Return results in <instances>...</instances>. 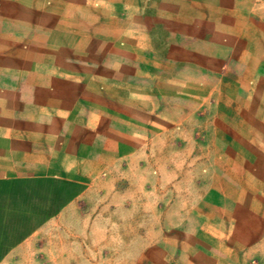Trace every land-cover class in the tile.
I'll return each instance as SVG.
<instances>
[{
    "label": "crops",
    "instance_id": "0c3cea01",
    "mask_svg": "<svg viewBox=\"0 0 264 264\" xmlns=\"http://www.w3.org/2000/svg\"><path fill=\"white\" fill-rule=\"evenodd\" d=\"M1 3L8 4L12 12L2 19L26 22L18 23L17 35L6 33L5 29L0 38V51L22 54L18 60L0 61V185L36 178H93L99 165L116 156L112 148L126 146L123 140H117L115 132L133 131V124L122 119L111 122L106 115L112 111L121 117L137 115L139 99L149 105L151 97L155 98L146 87L143 96L135 92L140 83L149 86L155 80L153 76L133 73L141 66L142 58L150 54L149 44H143L148 43L150 29L141 30L133 24L134 19L147 17L140 9V0ZM172 6V0H168L163 10ZM179 6L178 12L166 17L168 43L195 57L204 53L206 59L222 66L225 72H212L205 77L180 75L179 82L193 84L192 88L199 91L200 85L217 89L213 124L217 130L234 133L233 140L217 146L223 150L220 160L246 167L243 171L228 168L222 173L232 182L211 188L209 197L198 206L205 211L188 209L184 203L178 209L174 207L178 220L165 224L162 236L137 235L130 237V242L121 236L115 242L124 247L131 244L126 256L131 260L146 258L161 260V264L176 259L178 264H264V143L261 141L262 146L256 150L245 137V133L258 128L261 111L244 106L251 93L247 78L238 74L246 68L249 57L243 0H179ZM30 30H35L36 39L31 38ZM40 35L42 39H38ZM11 36H18L19 40L14 41ZM16 43L20 46L13 49ZM179 65L181 69L191 64ZM193 66L196 71H207L198 64ZM124 68L131 69L128 75L123 74ZM235 68L239 71L234 73ZM165 90L160 93L166 101L164 107L170 108L171 102L177 100L173 107L178 108L180 116H187L191 107L187 92ZM251 164L258 166L253 170ZM72 201L62 210L74 214L76 206ZM53 223L36 225L23 239L5 247L0 260L33 259L37 244L41 250V244L52 245L50 257L62 258L53 246H58L59 239L41 236ZM67 223L72 232L67 240L68 259L85 257L82 244L101 243V239L87 236V230H78L83 233L80 238L74 234L75 228H86L85 222ZM144 243L146 256H139L140 244Z\"/></svg>",
    "mask_w": 264,
    "mask_h": 264
},
{
    "label": "rangeland",
    "instance_id": "374dc122",
    "mask_svg": "<svg viewBox=\"0 0 264 264\" xmlns=\"http://www.w3.org/2000/svg\"><path fill=\"white\" fill-rule=\"evenodd\" d=\"M167 1L140 0V9L147 17L133 20V24L141 30L150 29L148 43L143 42L149 44L150 54L142 58L144 60L140 62L141 66L135 71L133 69V73L137 72L139 77H155V80H152L153 84L146 86L140 83L135 92H138V96H143L146 87L153 91L155 98L151 97L149 105L147 101L139 99L137 115L121 117L112 113L113 111L106 115L111 122L122 119L128 124H133L131 132H115L117 140L125 142V148H112L111 151L116 156L99 165L91 179L69 181L56 178L26 179L22 180L28 182L26 185L22 184L21 187L18 184L11 185L12 196L6 197V201L0 195V220L3 219L0 221V226L2 223L4 226V228L0 227V243H4L3 246L0 244V252L6 247V242L16 239L28 221L31 225L35 221L32 219L38 217V211L42 210L40 213H44L43 224L48 221L55 223L44 230L41 236H46L48 239L58 238L59 240L56 239L59 241L58 246L54 244L53 246L57 247L63 257L51 258L49 249L52 245L41 244V250L38 248L40 244H37V249H33L35 258L1 259L0 264H150L152 262L161 264L163 262L161 260L129 259L126 256L131 252V244L128 243L125 249L124 245L116 243L115 240L121 236L128 237L129 242L130 237L137 235L162 236L165 231L163 226L178 220L176 211H173L174 207L178 209L177 207L184 203L188 209L194 210L196 207L205 211V208L198 206L209 197L211 188L225 187L232 182L226 180L222 173L228 168L230 171L234 168L243 171L246 167L242 164L227 165L220 160L219 155H222L223 150H219L217 146L233 140L234 133L225 132L222 128L217 130L216 125L213 124L212 109L216 106L217 89L210 85H200L202 89L199 91L192 88L193 84L179 82L180 75L187 78L204 74L205 77L212 72L217 74H222L221 72L225 74V72L222 66L206 59L204 53H201L200 57H195L193 53L181 52L178 45L174 47L168 43L166 17L178 12L180 6L179 0H172L174 6L170 10H163V5ZM243 6L249 57L246 68L241 71L235 68L232 71L234 73L239 71L238 74H243L248 80L251 96L244 106L250 110L261 111L258 128L245 133L246 140L259 150V146L264 143L262 131L264 127V0H243ZM9 7L8 4L3 6L0 0V38L5 29L6 33L17 35L18 23L26 22L2 19L4 14L8 17L12 15ZM30 32L33 34L30 35L31 38L36 39L35 30ZM42 37L43 35H40L38 39ZM11 38H15L14 41L19 40L18 36ZM19 46L16 43L13 49ZM21 55L13 50L0 51V61L18 60ZM177 63L191 65L180 69L179 66L182 65ZM194 63L200 65V69H207L206 73H202L201 70L196 71ZM182 69L185 72L181 73ZM130 70L124 68L123 74L128 75ZM173 78L174 80H171ZM166 81L168 83L164 84ZM164 89L182 91L183 94L187 92V100L191 104L187 116H180L178 108L173 107L177 100L171 102L170 108L164 107L160 95ZM261 150L264 148L261 147ZM256 166L258 165L251 164L253 170ZM34 181L37 182L33 183ZM55 193L63 195L61 199L74 195L71 199L76 206L74 214L60 207L56 213L46 217L47 207L49 208L50 205L56 207L54 197L52 200V195L54 196ZM68 221L86 223L84 229L75 228L74 234L78 238L83 235L78 230H87V236L101 239L100 244L80 245L84 250L82 252H85L84 258L71 260L66 257L68 235L72 234L68 229ZM96 223L104 225L105 228H98ZM104 238L106 239L103 240ZM146 246V243L140 244L139 256H146ZM168 262L178 264L177 259Z\"/></svg>",
    "mask_w": 264,
    "mask_h": 264
},
{
    "label": "trees",
    "instance_id": "16d2710c",
    "mask_svg": "<svg viewBox=\"0 0 264 264\" xmlns=\"http://www.w3.org/2000/svg\"><path fill=\"white\" fill-rule=\"evenodd\" d=\"M36 182L37 181H34L33 183H36ZM27 183L28 182H26V181H12V182H7L5 184H1L0 185V195H2L5 198L4 201H6V197L12 196V192H11V190L13 188L11 186L12 184L13 185L14 184H18V186L21 187L22 184H25L26 185ZM22 190H25V189L22 188ZM30 190H32V189H30ZM61 196H63V195H61L60 193H55L54 196L52 195V200H53V197H54V204H55L56 207L53 208V205H50L49 208L47 207V209H46L47 211H45L46 217L48 215H51V214L56 213L60 207H62L64 204H66L68 201H70L74 197V195H71V196L68 195V196H65L64 198L61 199ZM40 211L42 212V210H39L38 211V217H34L36 219H34V218L32 219V221L33 220H35V221H33L31 225H29V221H28V224H26L25 228L22 229L23 231L19 234V236H17L16 239H14L11 242H9V241L6 242V247L11 246V245H14L15 243H17L18 241H20L21 239H23L26 236V234H28L36 225H38V224H40V223H42L44 221V217H43V214L44 213H40ZM35 213H37V212H35ZM24 218H26V217H24ZM2 220L3 219H1L0 221H2ZM1 226H3V223L1 224ZM2 228H4V226ZM0 244H1V246H3L2 244H4V243L2 242ZM4 250H1V252L4 251Z\"/></svg>",
    "mask_w": 264,
    "mask_h": 264
}]
</instances>
